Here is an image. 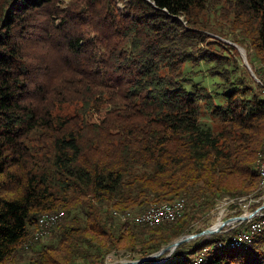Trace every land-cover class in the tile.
<instances>
[{
	"label": "trees",
	"instance_id": "16d2710c",
	"mask_svg": "<svg viewBox=\"0 0 264 264\" xmlns=\"http://www.w3.org/2000/svg\"><path fill=\"white\" fill-rule=\"evenodd\" d=\"M222 1L234 38L200 16ZM234 44L259 76L264 0H0V264L139 260L203 231L193 225L221 199L254 193L264 94ZM181 199L171 222L121 218ZM57 212L35 240L39 217ZM248 226L143 264H193L205 249L201 264H264V224L229 246Z\"/></svg>",
	"mask_w": 264,
	"mask_h": 264
},
{
	"label": "rangeland",
	"instance_id": "374dc122",
	"mask_svg": "<svg viewBox=\"0 0 264 264\" xmlns=\"http://www.w3.org/2000/svg\"><path fill=\"white\" fill-rule=\"evenodd\" d=\"M222 4L224 6L223 10L220 9L218 12L212 13L210 15L206 11H204V12L200 13V16L202 19H206L207 22H209L210 24H214L217 27L225 26L226 28H228V32L231 34L229 36L231 38H234V35H237V34L239 35V32L237 31V25L234 24V14L232 13V9H231L232 6L230 3L228 4L226 1H222ZM118 5L121 6L120 3ZM220 12H222V13H220ZM236 38H239V37H236ZM240 48H242V47L240 46ZM242 49H243V51L246 55V59H247V53L244 50V48H242ZM240 57H241V54H240ZM241 60H242V57H241ZM247 61H248V59H247ZM242 62H243V60H242ZM250 71L253 72L252 69L249 70V72ZM261 72H263V70L260 71L259 73H261ZM215 81H216V79H212V78L208 79V82L211 85ZM105 111H106V108H103L101 111V114L99 116H94L90 120L91 121H97L102 116V114H104ZM66 112H70V111L68 109H66L65 111H61L62 114H65ZM258 189H256V191L254 193H250V194L243 196V197L232 198V199L230 198L231 200L235 199L234 203L230 202L231 204H228L226 202V199H229V198H225L223 200L221 199L218 202L216 208L213 209L209 215H207L204 219H201L200 221L195 222V224L193 225L194 227L192 228V232L197 231V230H205L204 228H206V227L209 228V227H212V226L219 224L223 221H226L230 218L237 217V216H239V215H237L238 211H240L239 212V213H241L240 215H244V214L248 215V214L255 212L257 209L264 207V188H262L260 190V188L258 187ZM249 202H251L252 205H250L251 203H249ZM259 204H260V207H258L256 209V207H254V206L259 205ZM230 205H233L234 207L232 208V207H230ZM263 212H264V209L257 212L256 215H258L259 213L263 214ZM254 218H256V216ZM254 218H252V219L247 218L245 221H249V225H250L252 223L251 220H253ZM240 223L235 222L231 226H227L225 228H226V230H228L229 228L232 229ZM189 235H191V234H189ZM232 236H234V235H232ZM45 238H42L40 240L44 241ZM133 261H135V260H133V256L130 253L120 252L117 255H113V254L109 255L106 259V264H126V263L130 264Z\"/></svg>",
	"mask_w": 264,
	"mask_h": 264
},
{
	"label": "bare ground",
	"instance_id": "6f19581e",
	"mask_svg": "<svg viewBox=\"0 0 264 264\" xmlns=\"http://www.w3.org/2000/svg\"><path fill=\"white\" fill-rule=\"evenodd\" d=\"M254 80L257 83H261V76H254ZM263 160H264V154L262 152V154H260V156H259V158L257 160V170H258L257 172L260 175V184H259L260 190L263 188V185H264V172H260V167H261V165L263 163ZM184 203H185V201L183 199H181V200L174 201L173 203H167L166 202V203L160 204L158 206H152L153 209H162L163 206H169V208L179 207V211L177 212V215L164 217V222L157 223V222H155L153 220H140V221L133 222V223L138 224V225L145 224V225H149V226H156V225H159V224H162V223H165V222H171V221L175 220L176 218H178L183 213L184 205H185ZM149 210H150V208L145 210L142 213H139V214H136V213L132 214L133 212L130 213L131 211H129L127 213L122 214L121 218L124 219V217H126V218L141 217V216H143V214L145 212H148ZM115 215H118V214L115 213ZM52 216H55V218H54V221H52V223H51V228L63 216V212L42 214V216H40L39 219H38L37 229L35 230L34 235L41 232V238H45L46 236H48V234H50V231H42V220H47L48 218H50ZM263 217H264V214H263ZM263 224H264V222L262 223V228H263ZM262 228L258 229L257 232L260 231ZM257 232H253V234H249V242H250V244L252 243V241L254 239V236H255V234ZM249 242H233V243H229L230 244L229 246L230 247L248 246V245H250ZM223 245H225V244L222 243V244H218L217 246L219 248H222ZM207 250L208 249L203 250L200 254H203L204 252L207 253ZM193 264H199L198 256L195 257V260H194Z\"/></svg>",
	"mask_w": 264,
	"mask_h": 264
},
{
	"label": "built area",
	"instance_id": "2783aa9c",
	"mask_svg": "<svg viewBox=\"0 0 264 264\" xmlns=\"http://www.w3.org/2000/svg\"><path fill=\"white\" fill-rule=\"evenodd\" d=\"M251 73H252L253 78H254V76H257L253 72H251ZM259 76H261V83H257V84H259V86L261 87V90L264 94V71L261 72L259 74ZM260 172H264V160H263V163L260 167ZM263 188H264V185H263ZM234 201H235V199H233V200L226 199V202L228 204H231L230 202L234 203ZM249 203H251V202H249ZM250 205H252V203ZM178 211H179V207L169 208V206H163L162 209H153V207L151 206L150 210L148 212H145L143 214V216H141V217H136V218L124 217V219L131 220L132 222H137L140 220H153L157 223H161V222H164V217L177 215ZM256 217L263 218V214L259 213ZM54 218H55V216H52V217L48 218L47 220H42V231H50L51 230V223H52V221H54ZM251 221H252V223L244 231H240L238 234L232 236L229 242L230 243H233V242H249V234H253V232H257L258 229L262 228V223H263L262 221H253V220H251ZM34 238H35V240L42 239L41 238V232L38 234H35ZM218 244H222V243H218ZM249 244H250V242H249ZM205 255H206V252H204L203 254H200L198 256L199 264H201L203 262Z\"/></svg>",
	"mask_w": 264,
	"mask_h": 264
},
{
	"label": "water",
	"instance_id": "95a60500",
	"mask_svg": "<svg viewBox=\"0 0 264 264\" xmlns=\"http://www.w3.org/2000/svg\"><path fill=\"white\" fill-rule=\"evenodd\" d=\"M234 46L237 47L236 45H234ZM237 48H238V50H239V52L241 54V57H242L244 65L249 70H251L250 65H249V63H248V61L246 59V55H245L243 49L240 48V47H237ZM262 209H264V207H261V208L257 209L255 212H253L251 214H248V215L244 214V215H240V216H237V217L230 218V219H228L226 221H223V222H221L219 224H216V225H214L212 227H209V228L201 231L200 233L182 236V237L178 238L177 240H175L174 242H172L171 244H169L168 246H166L163 249H161L159 252H156V253H154V254H152L150 256H147L145 258H142V259H139V260H135V261L131 262L130 264H143V263L149 262V261H151V260H153L155 258H159L164 253H167L166 257L160 259L158 261V263L166 261L175 252L177 247L180 246L181 244L189 242V241L197 239V238L208 237V236H211L213 234L219 233L225 227L231 226L235 222H239L240 223V222L245 221L247 218H251L252 219L255 216H257L256 213L259 212ZM150 264H155V263H150Z\"/></svg>",
	"mask_w": 264,
	"mask_h": 264
}]
</instances>
